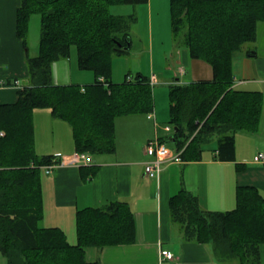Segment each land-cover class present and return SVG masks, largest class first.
I'll return each mask as SVG.
<instances>
[{"label":"trees","instance_id":"trees-1","mask_svg":"<svg viewBox=\"0 0 264 264\" xmlns=\"http://www.w3.org/2000/svg\"><path fill=\"white\" fill-rule=\"evenodd\" d=\"M148 0H19L15 35L27 47L28 20L40 16L38 50L26 54V83L16 100L0 103V257L5 264H101L85 258V247L130 243L133 214L124 201L76 210V242L58 227H42L40 166L55 155H37L33 144L35 109L71 128L76 151L90 155L114 150V121L119 115L153 109L152 84L137 71L130 79L111 80V57L127 53L135 14H113L114 4H145ZM174 45L207 61L210 80L168 85L169 146L182 149L181 158L200 159L216 137L217 158L233 159L234 132H257L263 107L260 91L235 88L231 63L243 45L256 37L264 22V0H169ZM129 44L128 49L125 46ZM74 45L79 69L91 70L92 83L54 84L51 63L67 58ZM16 84L2 80L0 85ZM170 216L186 239L209 243L219 260L260 264L264 244V194L238 185L235 207L203 210L195 196L181 189L168 199Z\"/></svg>","mask_w":264,"mask_h":264},{"label":"crops","instance_id":"crops-1","mask_svg":"<svg viewBox=\"0 0 264 264\" xmlns=\"http://www.w3.org/2000/svg\"><path fill=\"white\" fill-rule=\"evenodd\" d=\"M18 4L19 0H0V82L17 81V84L0 85V103L14 102L17 90L27 81L25 57L28 48L15 35ZM249 43L233 57L232 85L238 89L260 91L263 107L257 132H234L233 159H218L216 139L213 142L211 139L201 151L200 159L163 163L159 177H150L143 169L144 161L149 157L144 144L155 136L167 137L164 133L170 131L164 130L160 123L168 119V111L153 104V118L144 113L119 115L114 121L115 147L112 152L90 155V163L86 165H62L50 174L41 171L42 217L39 225L60 228L67 241L73 244L76 242V210L120 200L128 204L133 214L134 240L85 247L88 261L98 260L101 264H238L217 259L209 243L186 239L181 226L170 216L168 199L184 189L195 196L203 210L225 211L235 207L238 185L253 186L264 194V164L253 161V155L264 150V22L257 24L256 37ZM173 53L174 69L166 74L160 71L166 75L167 82L188 83L212 78L211 65L191 57L187 47L173 45ZM68 57L52 61V82L80 86L92 83L94 74H89L88 69L76 72L75 68L73 75V62ZM153 69L151 64L149 76L155 74ZM155 75L158 80L162 79ZM32 119L37 155L62 156L75 151L71 128L66 121L52 117L47 109L33 110ZM39 124L50 126V142L38 136ZM160 248L171 251L173 258L161 256ZM259 251L260 264H264V244Z\"/></svg>","mask_w":264,"mask_h":264},{"label":"rangeland","instance_id":"rangeland-1","mask_svg":"<svg viewBox=\"0 0 264 264\" xmlns=\"http://www.w3.org/2000/svg\"><path fill=\"white\" fill-rule=\"evenodd\" d=\"M109 10L113 14L134 13L136 16L130 25L131 46L129 51L111 57V80L113 82H121L124 79V74L128 73V76L132 77L137 71L145 76H149L148 73L152 64L154 66L153 72L160 78L162 77L156 84L152 85L153 104L157 105L160 110L166 111L168 109L167 89L170 81L167 82L165 80V74L174 69L173 63L175 60V54L173 53L174 42L170 31L169 0H149L147 5L120 3L111 5ZM260 23L262 22H259L258 25ZM39 34L40 16L37 12H32L28 20L26 47L28 48L29 56L37 53ZM247 44L250 43L247 42L244 45ZM68 60L73 62V75L75 74V68L76 72H83L76 64L77 59L74 45L70 46ZM161 70L164 71L165 76L160 73ZM91 72L90 70L89 74ZM172 73L169 74L170 78L173 77ZM165 124H168V119L161 122L160 126ZM37 131L39 137L42 136L46 141H51L52 132H50V126H40L39 124ZM164 135L168 136L170 132L164 133ZM215 139V136L212 137L211 142L215 141ZM47 146H49V143ZM229 260L237 262L235 258ZM0 263L5 264L2 257H0Z\"/></svg>","mask_w":264,"mask_h":264},{"label":"built area","instance_id":"built-area-1","mask_svg":"<svg viewBox=\"0 0 264 264\" xmlns=\"http://www.w3.org/2000/svg\"><path fill=\"white\" fill-rule=\"evenodd\" d=\"M130 79L129 76H127ZM158 82V79L155 74L149 76V83L155 84ZM17 84V81H15ZM147 117L153 118V112L150 111L147 113ZM156 125V123L154 122ZM163 129L166 131H171V126L169 124L163 125ZM144 150L149 156L148 159L144 161L143 169L144 172L153 178H158L162 169V164L167 162H183L181 158L182 149H175L168 145L163 139L158 136H155L151 139H148L144 144ZM253 161L264 164V150L258 151L253 155ZM90 163V154L84 151H74L70 154L65 155H55L53 160L47 164L41 165L40 169L44 174H50L55 168L62 165H73L80 166ZM160 255L172 259L173 253L167 249L160 248Z\"/></svg>","mask_w":264,"mask_h":264},{"label":"water","instance_id":"water-1","mask_svg":"<svg viewBox=\"0 0 264 264\" xmlns=\"http://www.w3.org/2000/svg\"><path fill=\"white\" fill-rule=\"evenodd\" d=\"M128 47H129V44H127V45L125 46L126 49H128Z\"/></svg>","mask_w":264,"mask_h":264}]
</instances>
